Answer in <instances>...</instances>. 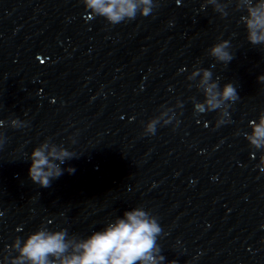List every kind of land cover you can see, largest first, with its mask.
Returning <instances> with one entry per match:
<instances>
[{
	"label": "water",
	"instance_id": "1",
	"mask_svg": "<svg viewBox=\"0 0 264 264\" xmlns=\"http://www.w3.org/2000/svg\"><path fill=\"white\" fill-rule=\"evenodd\" d=\"M157 2L112 25L81 0H0V264L41 225L83 239L137 207L162 227L163 264H264V152L245 137L264 113V45L247 40L235 0L219 13ZM220 40L227 65L208 53ZM194 67L237 89L219 127L218 110L195 112ZM162 111L170 123L146 135ZM45 140L76 155L48 188L28 174Z\"/></svg>",
	"mask_w": 264,
	"mask_h": 264
},
{
	"label": "clouds",
	"instance_id": "2",
	"mask_svg": "<svg viewBox=\"0 0 264 264\" xmlns=\"http://www.w3.org/2000/svg\"><path fill=\"white\" fill-rule=\"evenodd\" d=\"M86 10L92 16L103 17L109 24L116 25L125 21L134 20L137 15L148 16L158 6L157 0H81ZM229 3L232 0H228ZM236 9L243 10L246 15L241 16V21L247 31V40L252 45H264V0H235ZM206 5L214 6L216 12H221L218 0H206ZM227 7L228 5L225 4ZM204 7V5H202ZM227 12H223L226 16ZM230 42L220 40L214 44L208 53L217 62L225 65L233 60L230 52ZM197 89L202 91L204 99L197 102L193 97L196 113L206 111H219L217 127L228 122V109L239 99L237 89L229 82L222 89L219 86V77L213 79L209 69L194 67L188 79L195 81ZM264 82V75L257 77ZM167 113L162 111L159 116L149 120L145 125L144 133L154 135L158 124L170 123ZM250 123L251 132L245 133L250 146L264 152V113ZM5 121L0 120V127ZM13 128H22L26 122L12 119ZM4 138L0 135V145ZM76 157L62 145H56L50 140L35 147L30 155L31 165L29 177L32 182L42 188L51 186L54 179L59 178L64 171L75 173L74 167L62 169L61 165L66 160ZM264 170V154L260 156L257 165ZM3 215V213H0ZM162 227L158 219L145 211L142 207L125 211L122 217L108 223L103 230L94 231L87 238L79 239L75 236L69 238L66 229L50 231L46 226L29 234L21 242L17 238L11 246L18 255L11 260V264H163L165 257L161 255V248L157 238L162 234ZM170 264H175L171 261Z\"/></svg>",
	"mask_w": 264,
	"mask_h": 264
}]
</instances>
